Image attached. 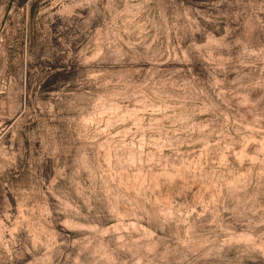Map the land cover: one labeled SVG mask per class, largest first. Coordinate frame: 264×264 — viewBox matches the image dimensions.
Masks as SVG:
<instances>
[{
  "label": "rangeland",
  "instance_id": "obj_1",
  "mask_svg": "<svg viewBox=\"0 0 264 264\" xmlns=\"http://www.w3.org/2000/svg\"><path fill=\"white\" fill-rule=\"evenodd\" d=\"M0 264H264V0H0Z\"/></svg>",
  "mask_w": 264,
  "mask_h": 264
}]
</instances>
